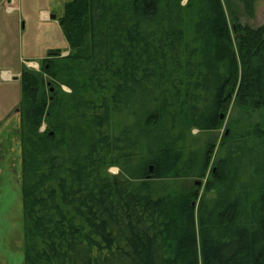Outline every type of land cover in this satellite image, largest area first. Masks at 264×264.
<instances>
[{"label": "trees", "instance_id": "obj_1", "mask_svg": "<svg viewBox=\"0 0 264 264\" xmlns=\"http://www.w3.org/2000/svg\"><path fill=\"white\" fill-rule=\"evenodd\" d=\"M60 25L69 54L21 75L25 264H264V125L229 128L199 204L215 144L183 135L264 114V26L234 39L222 0H71Z\"/></svg>", "mask_w": 264, "mask_h": 264}, {"label": "rangeland", "instance_id": "obj_2", "mask_svg": "<svg viewBox=\"0 0 264 264\" xmlns=\"http://www.w3.org/2000/svg\"><path fill=\"white\" fill-rule=\"evenodd\" d=\"M69 1L71 0H7L6 3L0 2V66L8 65L21 75L25 66L41 73L43 61L52 51H60L62 56L68 55L69 44L60 25V17ZM182 4H186V1ZM222 4L234 39L243 35L238 32V25L252 29L264 26V0L257 3L253 18L244 14L236 0H222ZM53 15L56 16L55 20L51 19ZM29 62L34 64H28ZM21 75L17 81L12 83L0 81V90L7 92L13 98L8 102H4L7 98H2L3 103H8V105L11 103L14 106L11 117L0 128V264H25ZM62 88L69 92L68 88L64 86ZM236 120H240L243 126H255L257 123L264 125V114L260 111L247 112L232 103L226 112L224 122L217 130L201 132L186 126L183 131L187 149L190 147L200 148L207 142L215 144L214 155L207 177L203 179L202 187L198 188L195 185L196 180L199 179L187 182L189 188L199 192L197 204L204 196L213 197L215 195L213 192L207 193L206 183L213 164L217 161L223 137L228 134L229 128L233 127ZM45 130L46 125H43L41 131ZM261 161L264 162V156ZM106 173L117 177L120 175V170L118 167H109Z\"/></svg>", "mask_w": 264, "mask_h": 264}, {"label": "crops", "instance_id": "obj_3", "mask_svg": "<svg viewBox=\"0 0 264 264\" xmlns=\"http://www.w3.org/2000/svg\"><path fill=\"white\" fill-rule=\"evenodd\" d=\"M0 2L2 3H6L7 0H0ZM33 62H29L28 64H32ZM34 64V63H33ZM20 73H17L13 70V68H11L8 65H5L3 67L0 66V81H2V83H12L14 81H17L20 77ZM17 76V77H16ZM7 92H3L0 90V100H2V98H7L4 102H8L9 100H12L13 98L11 96H7ZM2 103H0V108H2L3 110L0 109V128L3 127L2 125L7 121V119H9L11 117V112L14 108L13 105H8L3 103V100L0 101ZM11 102V101H10Z\"/></svg>", "mask_w": 264, "mask_h": 264}, {"label": "water", "instance_id": "obj_4", "mask_svg": "<svg viewBox=\"0 0 264 264\" xmlns=\"http://www.w3.org/2000/svg\"><path fill=\"white\" fill-rule=\"evenodd\" d=\"M51 19H52V20H55V19H56V16H55V15L51 16ZM221 118H223V116H222ZM51 134H52V133H51ZM152 171H153V168L151 167V168H150V172H152ZM196 185H197V186H200V185H201V182H200V181H197ZM195 193L198 194V193H199L198 190L195 191Z\"/></svg>", "mask_w": 264, "mask_h": 264}]
</instances>
